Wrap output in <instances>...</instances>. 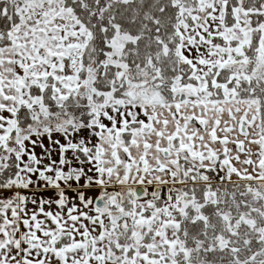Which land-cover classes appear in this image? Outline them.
I'll return each mask as SVG.
<instances>
[{"label":"snow or ice","instance_id":"6c2138e0","mask_svg":"<svg viewBox=\"0 0 264 264\" xmlns=\"http://www.w3.org/2000/svg\"><path fill=\"white\" fill-rule=\"evenodd\" d=\"M0 264H264V0H0Z\"/></svg>","mask_w":264,"mask_h":264}]
</instances>
